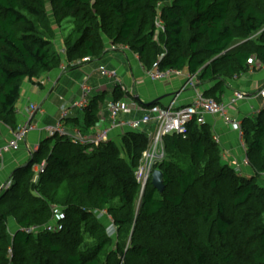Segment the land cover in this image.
Returning <instances> with one entry per match:
<instances>
[{
    "label": "trees",
    "instance_id": "obj_1",
    "mask_svg": "<svg viewBox=\"0 0 264 264\" xmlns=\"http://www.w3.org/2000/svg\"><path fill=\"white\" fill-rule=\"evenodd\" d=\"M54 23L59 31L71 26L63 53L53 46ZM104 37L145 69L195 74L202 94L220 101L252 58L264 62V0H0V123L16 128L24 80L38 83L63 60L74 68L84 57L101 58ZM122 96L115 85L112 100ZM102 100L92 96L83 108V132L97 124ZM241 127L247 166L223 163L213 125L192 122L186 134L163 138L168 157L154 165L163 191L150 178L141 195L134 171L145 131L122 129L119 144L110 137L96 146L46 137L0 192V264H264V188L243 173H264V103ZM42 160L32 182L31 167ZM55 204L64 213L60 226L40 228ZM104 209L117 227L114 246L96 216Z\"/></svg>",
    "mask_w": 264,
    "mask_h": 264
},
{
    "label": "crops",
    "instance_id": "obj_2",
    "mask_svg": "<svg viewBox=\"0 0 264 264\" xmlns=\"http://www.w3.org/2000/svg\"><path fill=\"white\" fill-rule=\"evenodd\" d=\"M105 50L104 55L99 58L103 60V63H100L98 66L102 65L108 69L115 70L128 92L132 93L135 100L141 106H146L144 104L154 101L160 106H165L174 97L175 105H185L192 101L195 90L201 91L203 90V87H205H197L196 85L195 87L188 85L185 86L184 76H175L164 81L151 80L146 75L144 68L140 65L136 55L127 48L122 50H110L106 47ZM122 58H125L128 68L124 65ZM91 61L92 60L90 59L88 61L81 62L74 68L68 67L69 65L64 62L61 64L65 65L64 69L60 66L42 74L36 80L38 83H32L30 80H24L16 109L19 111L17 117L18 123L23 122L26 118L24 112L22 113L21 110L24 111V107L28 103L36 102L40 106V111L33 116L32 123L36 124L37 128L27 133L25 143H22L18 150L4 154L3 164L0 167V186L4 181H6L5 179L8 178L13 169L24 165L28 161L30 152L33 150L34 146L39 144L41 140L48 137V134L43 127L55 124L60 119L61 109L64 106H69L66 123H64L68 132H75L76 130H79L77 127L83 126L84 111L81 113V109L83 110V108L71 107L70 105L79 97L81 84L84 82L87 83L89 80V77H87L86 74L83 75L88 66L83 67L84 70H80L79 67ZM75 64L74 62L70 63L72 66ZM81 75L82 78L80 82L75 83L73 78H78ZM107 79H109V82L113 84L114 88L116 85L114 80L109 77H107ZM263 81V69L248 71L247 73L229 81V88L225 90L223 99L229 96L233 90H240L246 93L245 100L239 102L238 106H236V110H232L230 112L233 117H237L242 120L244 116L251 115L255 113L256 109L261 108L264 100L261 96L257 95L256 91L261 87ZM93 88H96L97 90H93ZM113 88L108 101L102 108L99 109V120L96 125H104L108 123L107 105L112 100L111 96ZM105 92L108 91L103 85L95 86L94 84L90 98L96 95L104 96ZM140 114L141 111H135L129 115V117H138ZM121 117L126 119L124 115H121ZM205 120L209 124L213 125L215 133L219 136L220 142L225 148L224 151H231L228 153L229 160L231 162L236 161L239 163L241 161L242 154L239 152L240 139L238 133L233 129L225 127L220 118L217 116L207 115ZM90 130L93 131L94 127L87 129V131ZM121 130V128L113 129L110 132V137L114 139L121 133ZM9 136L10 135L6 126L0 123V145L3 144ZM239 154L240 156H238Z\"/></svg>",
    "mask_w": 264,
    "mask_h": 264
},
{
    "label": "built area",
    "instance_id": "obj_3",
    "mask_svg": "<svg viewBox=\"0 0 264 264\" xmlns=\"http://www.w3.org/2000/svg\"><path fill=\"white\" fill-rule=\"evenodd\" d=\"M161 5L158 2L157 6ZM155 26L157 30H164L163 21L159 15H156ZM111 49H117L115 46H111ZM63 53V50H61ZM137 57V55H136ZM138 58V57H137ZM90 60L89 57L74 62H84ZM254 62V63H253ZM249 71L255 68L264 70V62H258L254 58L250 60ZM142 66V64L140 63ZM64 69L65 65H60ZM143 67V66H142ZM144 68V67H143ZM102 76L112 78L120 90L123 92V96L117 100H111L107 105L108 123L95 125L94 130L83 132L82 130H76L75 132H68L64 125L65 120L68 116L69 106H64L61 109L60 119L53 125L44 126L43 129L46 131L48 136L53 134L69 136L74 142L84 146H96L101 142L110 139V132L115 128L129 129L145 131L147 134V147L142 152L139 159V163L134 171V176L139 184L140 195L143 193L146 184L151 178V174L154 170V165L158 160H162L165 154V148L163 144V138L166 135L172 134H186L189 124L196 122L197 124L205 123V117L207 115L217 116L222 121V124L230 129L235 130L238 133L240 139V147L242 150L241 161L238 163L233 161L232 163L239 170L242 166H247L248 159L244 153V143L242 141L243 130L241 127V120L231 115L232 110H236L237 104L245 100L246 93L240 90H233L229 96L223 100H215L213 98L206 97L200 90H195L192 101L185 105H175V97L165 106L158 104L141 106L133 97L132 93L128 92L127 88L123 84L121 78L118 76L115 70L106 68L105 66H99L98 68ZM146 75L151 80L164 81L175 76L185 77V86L195 87L196 75L188 74L183 70L166 68L161 69L153 67L151 69H145ZM257 95L261 96L264 100V81L261 87L256 91ZM92 94V87L86 82L80 86L79 97L72 102L71 107L84 108ZM260 109H256L255 113L259 112ZM40 111V106L36 102H30L24 107L25 120L19 122L16 128L6 126L9 132V138L0 145V167L3 164L4 154L11 151H16L21 147L22 143H25L26 135L29 131L37 128L36 124L32 123V118L37 112ZM135 111H141V115L138 117L121 118V115H131ZM17 115L19 111H17ZM151 124L153 130L150 131L146 126ZM214 139L218 142L219 136L215 135ZM38 144L34 146L33 150L37 149ZM90 148V147H89ZM45 161L42 160L40 163L32 165L31 169L35 173V178H38V174L44 170ZM111 219V217L109 216ZM37 227H29L24 229L26 232H33ZM44 229L51 230L52 225L48 224L44 226ZM114 230L113 226H110L107 231Z\"/></svg>",
    "mask_w": 264,
    "mask_h": 264
},
{
    "label": "rangeland",
    "instance_id": "obj_4",
    "mask_svg": "<svg viewBox=\"0 0 264 264\" xmlns=\"http://www.w3.org/2000/svg\"><path fill=\"white\" fill-rule=\"evenodd\" d=\"M47 9H48V12L50 13L51 8H50L49 5H47ZM92 11H95V10L92 8ZM53 26L55 27V32H56V35H55V37L53 39V46H54V48L57 51L60 52V49H62V41H63L62 38L63 37H66L68 35L69 31L71 30V26H70L69 23H65L64 26L62 27V29L60 31H59V28L57 27L56 23H54ZM104 40H105V47H108L110 50H111V46H115L119 50H122V49L126 48L125 45H123V44L112 43L106 37H104L103 41ZM112 50H114V49H112ZM122 61L124 62V65L126 66V68H128V64H127L125 58H122ZM64 62L65 61L63 60L62 63H64ZM100 63H103V60H101V59H92L91 62H89V63H87V64L79 67L80 70H84L83 67H87L88 66V68L85 70V72L83 73V75L86 74L87 77H89V80L87 82L89 84V86H92L93 87L94 84H95V86L96 85H98V86L103 85L105 87V89H107V91H108V92H105V94L103 96V100L99 103V106H100V107H98L99 109L102 108L104 104H106V102L108 101V99L110 97L111 90L113 88V84L109 82V79H107V77L102 76L100 74V72L98 70V67H99L98 65H100ZM249 66H251V64ZM255 67L256 66H254L253 69L256 70ZM79 68H77V69H79ZM258 69H260V68H258ZM81 78H82V75L80 77H78V78H73V79H74V82L75 83H79L80 80H81ZM108 82H109V84H108ZM94 89H96V88H93V90ZM221 100H223V98ZM237 106H238V104H237ZM82 112H83V110L81 109V113ZM124 116H125V118H131V117H129V115H124ZM81 118H82V115H81ZM146 127L149 128L150 131L153 130V126L151 124H148ZM77 129L82 130L81 127H77ZM114 141L119 144V142H120V136L115 137L114 138ZM219 145L222 147V150H221V159H222V162L223 163H227V164H231L234 168H236V166L229 160L228 153L231 152V151L230 150H229V152L224 151L225 150L224 146L222 144H219ZM239 152H241V154L243 153L242 150H241L240 144H239ZM238 156H240V154ZM167 157H168V152L166 151L165 154H164L163 159L164 158H167ZM160 161L161 160H158L156 162L155 166L159 165V162ZM246 170L247 171H244L243 173H246L247 175H250V176L251 175H253V176L255 175V182H256V184L258 186H261L262 188H264V173H260V174L259 173H256V172L253 171L252 168H251V170H249V172H248V169H246ZM5 180L6 181H4L2 183V185L0 186V192L5 191L11 185V180L9 179V176ZM35 181H37V179L35 178V173H33L32 182H35ZM61 210L62 209H61L60 206H58L56 204L53 205V207H52V213H53V215H52L51 219L48 220V222H46V225H48V224L52 225V229L50 231L56 230L60 226V218L63 217V214H64ZM96 216H97L98 220H100L101 222L104 223V225L106 224V233L108 232V235L112 239V243L111 244H112V246H114V244L116 242V238H119L118 235H117V227H116V225L114 224L113 220H111L109 218V216L106 215L105 209L104 210H101L99 212H96ZM106 216H107V218H105ZM263 218H264V216H263ZM46 225L44 224V225L40 226V228H44V226H46ZM110 226H113L114 227V230L107 231V229ZM14 228H15V223H14L13 220L10 219V221L7 223V230H8L9 235H11V232L13 231ZM9 252H10V250L8 249V253ZM238 258L239 257L236 255V259H238Z\"/></svg>",
    "mask_w": 264,
    "mask_h": 264
},
{
    "label": "water",
    "instance_id": "obj_5",
    "mask_svg": "<svg viewBox=\"0 0 264 264\" xmlns=\"http://www.w3.org/2000/svg\"><path fill=\"white\" fill-rule=\"evenodd\" d=\"M150 182L156 190H158L159 192L163 191V189H164L163 175L159 169L153 170V172L151 174V181Z\"/></svg>",
    "mask_w": 264,
    "mask_h": 264
},
{
    "label": "clouds",
    "instance_id": "obj_6",
    "mask_svg": "<svg viewBox=\"0 0 264 264\" xmlns=\"http://www.w3.org/2000/svg\"><path fill=\"white\" fill-rule=\"evenodd\" d=\"M61 50H62V49H61ZM61 50H60V51H61Z\"/></svg>",
    "mask_w": 264,
    "mask_h": 264
}]
</instances>
